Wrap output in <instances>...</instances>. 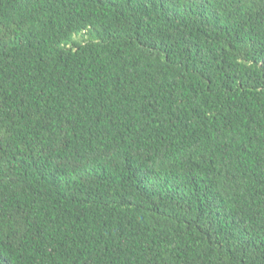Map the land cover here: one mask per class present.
Returning <instances> with one entry per match:
<instances>
[{"label": "trees", "instance_id": "1", "mask_svg": "<svg viewBox=\"0 0 264 264\" xmlns=\"http://www.w3.org/2000/svg\"><path fill=\"white\" fill-rule=\"evenodd\" d=\"M0 264H264V0H0Z\"/></svg>", "mask_w": 264, "mask_h": 264}]
</instances>
